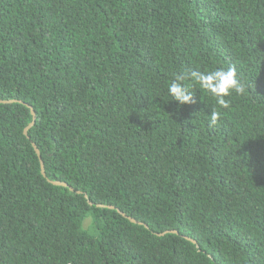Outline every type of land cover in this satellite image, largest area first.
Listing matches in <instances>:
<instances>
[{"label":"trees","instance_id":"obj_1","mask_svg":"<svg viewBox=\"0 0 264 264\" xmlns=\"http://www.w3.org/2000/svg\"><path fill=\"white\" fill-rule=\"evenodd\" d=\"M0 98V264H264V0H0Z\"/></svg>","mask_w":264,"mask_h":264},{"label":"clouds","instance_id":"obj_2","mask_svg":"<svg viewBox=\"0 0 264 264\" xmlns=\"http://www.w3.org/2000/svg\"><path fill=\"white\" fill-rule=\"evenodd\" d=\"M187 81V82H186ZM193 85L197 89L209 93L216 102V107L209 114V126H215L221 119L222 112L219 109H227L230 102L226 97L235 93L238 96L248 94V85L240 78L237 68L230 66L215 69L183 71L174 73V78L168 84L167 92L170 100L178 102L179 105L196 103Z\"/></svg>","mask_w":264,"mask_h":264},{"label":"water","instance_id":"obj_3","mask_svg":"<svg viewBox=\"0 0 264 264\" xmlns=\"http://www.w3.org/2000/svg\"><path fill=\"white\" fill-rule=\"evenodd\" d=\"M15 102H23L25 103L28 107H30L31 109V113H32V116H33V119L32 121L25 127L24 129V133L26 135H28V137L30 138V135H29V130L31 129V127L35 124L36 122V110L34 109V107L29 104L28 102H25V101H20V100H3L0 98V103L2 104H11V103H15ZM34 148H35V151L37 152L38 156H39V159H40V162H41V170H42V174L46 177L47 174H46V168H45V163H44V160L42 159V154H41V151H40V148L38 147V145L36 144V142H32ZM49 182H51L52 184L54 185H58V186H63V187H68L70 190L74 191L75 188L73 186H71L68 182L66 181H62V180H53V179H49ZM78 192H81V191H78ZM87 196V194H86ZM90 204H93V202L90 201ZM98 206L100 207H106L108 206L109 208H113V209H117L121 214H123L124 216H126L129 220H131L132 222L134 223H138V224H144L146 227H148V224L144 223L143 221H140L138 219H136L135 217H132L130 215H127L125 212H123L122 210H120L119 208H116L114 205H105V204H97ZM167 232H174V233H179L178 230L174 229V230H169V231H165L163 233H158L159 235H164L165 233ZM187 239L191 240L192 242L196 243L197 244V241L196 239L192 238V237H189V236H186Z\"/></svg>","mask_w":264,"mask_h":264}]
</instances>
